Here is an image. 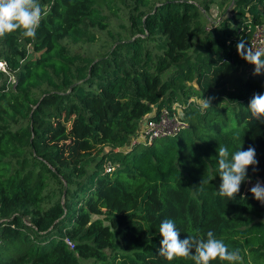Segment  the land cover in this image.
<instances>
[{"label": "trees", "instance_id": "trees-1", "mask_svg": "<svg viewBox=\"0 0 264 264\" xmlns=\"http://www.w3.org/2000/svg\"><path fill=\"white\" fill-rule=\"evenodd\" d=\"M213 3L231 5L208 21L198 6ZM38 4L34 39L0 38V264H195L158 254L165 219L181 241L212 231L238 250L236 264H264V204L247 187L264 185V124L248 109L264 72L236 50L264 33V0ZM102 33L100 55L72 49ZM173 103L183 128L129 145L142 119ZM68 134L88 148L74 160L61 157ZM241 144L255 148L256 170L235 200L221 198L216 150Z\"/></svg>", "mask_w": 264, "mask_h": 264}, {"label": "clouds", "instance_id": "clouds-1", "mask_svg": "<svg viewBox=\"0 0 264 264\" xmlns=\"http://www.w3.org/2000/svg\"><path fill=\"white\" fill-rule=\"evenodd\" d=\"M41 17L42 9L37 0H0V38L20 30L24 37L34 39ZM236 50L241 59L254 65V76L264 72V50H254L244 38H240ZM209 107L211 101L205 99L202 111ZM248 109L253 119L264 124V94H255ZM242 144L234 153H230L224 145H219L216 150L218 175L221 179L217 193L221 198L235 200L241 184L250 179L247 175L249 166H253V171L256 170L258 161L255 148L249 146L247 150H242ZM204 183L207 182L202 180L201 185ZM250 192L257 201L264 204V186L259 181L250 188ZM159 233L162 240L158 254L168 261L190 257L195 264H210L217 259L236 264L240 260L238 250L230 251L224 241L217 239L212 231L207 232L206 239L188 236L181 241L180 231L173 220L165 219L160 224Z\"/></svg>", "mask_w": 264, "mask_h": 264}, {"label": "built area", "instance_id": "built-area-1", "mask_svg": "<svg viewBox=\"0 0 264 264\" xmlns=\"http://www.w3.org/2000/svg\"><path fill=\"white\" fill-rule=\"evenodd\" d=\"M249 45L254 50H264V33L259 27L255 28ZM5 69V64L0 62V70L5 71ZM181 109L180 103H173L170 109H161L154 119H143L136 134L131 137L129 145L148 144L156 138L167 137L177 133L185 126V122L181 119ZM65 242L69 248H72L69 240L65 239Z\"/></svg>", "mask_w": 264, "mask_h": 264}, {"label": "rangeland", "instance_id": "rangeland-1", "mask_svg": "<svg viewBox=\"0 0 264 264\" xmlns=\"http://www.w3.org/2000/svg\"><path fill=\"white\" fill-rule=\"evenodd\" d=\"M195 1H198V0H195ZM37 3H38V0H37ZM227 8L224 10L223 6L219 7L218 5H215L213 3L209 5V10L207 13L204 10L201 11V13L208 21H212L214 18L218 19L219 17H221V15L227 10ZM97 33L98 32H96V34ZM103 37H105V33L98 34L97 39L94 42L76 44L72 46V49L77 51L78 53H84L89 56H98L101 53H103V51L108 46V43L103 41ZM247 71H253V69L249 66L243 67L239 71V75L242 76L244 72H247ZM12 78L13 77L9 76L7 77V80L11 81ZM2 81H3V78H0V82ZM60 142L62 144L61 157L65 159L74 160L76 159L79 153L88 151V148L81 143V140L75 134H71V135L68 134L62 137L60 139ZM255 183L256 182L247 184V187L250 189Z\"/></svg>", "mask_w": 264, "mask_h": 264}, {"label": "water", "instance_id": "water-1", "mask_svg": "<svg viewBox=\"0 0 264 264\" xmlns=\"http://www.w3.org/2000/svg\"><path fill=\"white\" fill-rule=\"evenodd\" d=\"M230 5H231V3L228 5V8L230 7ZM199 7V9H200V11H203V9L200 7V6H198ZM221 17H219L217 20H219Z\"/></svg>", "mask_w": 264, "mask_h": 264}, {"label": "crops", "instance_id": "crops-1", "mask_svg": "<svg viewBox=\"0 0 264 264\" xmlns=\"http://www.w3.org/2000/svg\"><path fill=\"white\" fill-rule=\"evenodd\" d=\"M143 120V119H142Z\"/></svg>", "mask_w": 264, "mask_h": 264}]
</instances>
